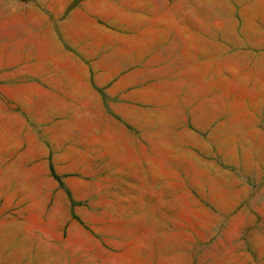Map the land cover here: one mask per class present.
I'll return each instance as SVG.
<instances>
[{
    "label": "rangeland",
    "instance_id": "374dc122",
    "mask_svg": "<svg viewBox=\"0 0 264 264\" xmlns=\"http://www.w3.org/2000/svg\"><path fill=\"white\" fill-rule=\"evenodd\" d=\"M0 208L44 264H264V0H0Z\"/></svg>",
    "mask_w": 264,
    "mask_h": 264
},
{
    "label": "crops",
    "instance_id": "0c3cea01",
    "mask_svg": "<svg viewBox=\"0 0 264 264\" xmlns=\"http://www.w3.org/2000/svg\"><path fill=\"white\" fill-rule=\"evenodd\" d=\"M129 70H125V71H129ZM131 73L127 74L126 76L130 75ZM137 79L143 80L142 77H139ZM137 79L131 78V79H126L124 81L121 80V82L119 83L120 84L119 88H121L122 84H125L127 82H130L129 86H132L136 81H138ZM142 85L136 87H141ZM70 106L71 109L77 108L72 104ZM7 211L8 209L4 210L0 208V216L4 215ZM27 211L28 209H23L19 212H27ZM23 224L24 226L26 225V223ZM0 225L12 227L14 223L11 221L0 222ZM13 235L14 233H5L3 235L5 239H3L2 243L0 244V264H44L47 261H51L52 259L51 250L49 248H44V247L37 248L33 244V242L29 240L27 232H23V234H20L23 236L21 241H16V239L14 240ZM62 259L64 261L63 264H77L76 261L77 257H73L72 253L70 254L67 253L66 256H64Z\"/></svg>",
    "mask_w": 264,
    "mask_h": 264
}]
</instances>
